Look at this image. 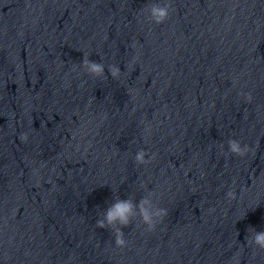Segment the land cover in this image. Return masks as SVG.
<instances>
[{
    "label": "water",
    "instance_id": "95a60500",
    "mask_svg": "<svg viewBox=\"0 0 264 264\" xmlns=\"http://www.w3.org/2000/svg\"><path fill=\"white\" fill-rule=\"evenodd\" d=\"M163 2L0 0V264H264V0ZM149 191L155 231L95 227Z\"/></svg>",
    "mask_w": 264,
    "mask_h": 264
},
{
    "label": "clouds",
    "instance_id": "9594fccd",
    "mask_svg": "<svg viewBox=\"0 0 264 264\" xmlns=\"http://www.w3.org/2000/svg\"><path fill=\"white\" fill-rule=\"evenodd\" d=\"M145 8L150 22L162 24L169 17L171 3L170 0H165L163 3H150L146 5ZM81 66L85 72L92 77L99 78L103 77L105 74L104 64L90 60L87 54H85L81 61ZM108 71L114 79L118 78L121 74V69L117 65H109ZM228 149L230 153L241 157L245 156L248 152V146L244 145L242 147L240 142L235 139H230L228 141ZM147 155L145 150H139L135 155L136 164H146L154 158V156H152L150 159L146 160L145 157ZM153 196L154 193L149 191L138 203H134L132 198L120 199L117 197L115 201L103 211V217L96 220L95 227L98 229H111L115 245L121 248L126 247L127 240L122 229L128 227L137 216L140 217L141 222L146 226V230L152 232L156 230L157 225L168 215L167 209L161 208L153 202ZM226 197L235 199V192L229 190L226 193ZM244 240L247 241L249 246H255L256 248L264 250V231L258 232L250 227Z\"/></svg>",
    "mask_w": 264,
    "mask_h": 264
}]
</instances>
